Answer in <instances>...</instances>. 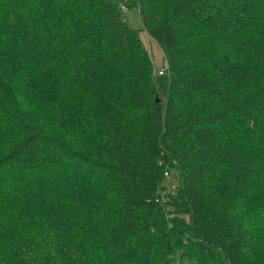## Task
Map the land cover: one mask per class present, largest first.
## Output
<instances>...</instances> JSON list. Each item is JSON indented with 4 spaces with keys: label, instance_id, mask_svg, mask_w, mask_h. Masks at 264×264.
<instances>
[{
    "label": "trees",
    "instance_id": "obj_1",
    "mask_svg": "<svg viewBox=\"0 0 264 264\" xmlns=\"http://www.w3.org/2000/svg\"><path fill=\"white\" fill-rule=\"evenodd\" d=\"M0 264H264V0H0Z\"/></svg>",
    "mask_w": 264,
    "mask_h": 264
},
{
    "label": "rangeland",
    "instance_id": "obj_2",
    "mask_svg": "<svg viewBox=\"0 0 264 264\" xmlns=\"http://www.w3.org/2000/svg\"><path fill=\"white\" fill-rule=\"evenodd\" d=\"M122 18L126 21V23L134 29L136 35L140 38L142 41L143 46L147 50L151 60H152V65L153 69L155 72H157L159 75V70L161 68H164L163 73H165L166 69V61L162 52V49L160 46L157 44V42L148 34V32L144 29L142 20L140 18L139 12L136 8H125L121 11ZM162 183L165 185V190L167 191H174L177 186L179 185V173L178 170L175 168H170L164 171L163 173V179ZM165 192V193H166ZM160 195H164L160 191ZM166 212L169 213V215L175 213L173 211V206L170 204H167L166 207Z\"/></svg>",
    "mask_w": 264,
    "mask_h": 264
},
{
    "label": "built area",
    "instance_id": "obj_3",
    "mask_svg": "<svg viewBox=\"0 0 264 264\" xmlns=\"http://www.w3.org/2000/svg\"><path fill=\"white\" fill-rule=\"evenodd\" d=\"M163 70H164V68H161V69L159 70V73L162 74V73H163ZM166 173H167V171H166Z\"/></svg>",
    "mask_w": 264,
    "mask_h": 264
}]
</instances>
